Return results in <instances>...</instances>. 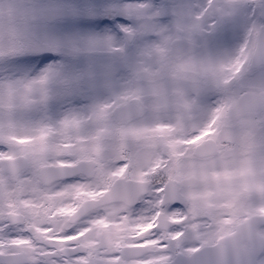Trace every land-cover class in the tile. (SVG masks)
I'll use <instances>...</instances> for the list:
<instances>
[{
  "label": "snow or ice",
  "instance_id": "6c2138e0",
  "mask_svg": "<svg viewBox=\"0 0 264 264\" xmlns=\"http://www.w3.org/2000/svg\"><path fill=\"white\" fill-rule=\"evenodd\" d=\"M109 10L132 20L120 38L0 14V59L41 41L88 59L0 80V264H264V0Z\"/></svg>",
  "mask_w": 264,
  "mask_h": 264
},
{
  "label": "rangeland",
  "instance_id": "374dc122",
  "mask_svg": "<svg viewBox=\"0 0 264 264\" xmlns=\"http://www.w3.org/2000/svg\"><path fill=\"white\" fill-rule=\"evenodd\" d=\"M76 0H0V14H6L9 4H16L21 11H36L43 13L48 16H58L59 19H56L54 22L48 24H42L37 27V31L44 33H51L56 36H75L80 34H101V35H112L114 37H122L120 32L117 31L116 27L119 26H128L132 24V20L129 17L124 15L117 14L116 12L110 11L112 7L121 2H135V0H101L102 3H91L90 0L87 3L88 8L81 9L85 3H74ZM186 2L198 3L199 0H169V3L180 5ZM97 4V5H95ZM95 5V6H93ZM78 6V7H75ZM100 6V7H97ZM80 20L87 19L92 20L94 18L105 20V22L92 23L91 26H86L87 24L77 22V19ZM96 25V26H95ZM116 26V27H115ZM241 35L239 29L234 28L233 26H228L223 32H221L217 37L212 41L214 46L228 47L234 46L239 42V36ZM135 54V48L132 47L129 49V55ZM17 57H9L7 60L0 59V70L9 68L12 66L21 67L22 74L27 67H29V57H31L33 69L36 70V73H39L41 70L48 68L49 66H58L65 65L70 69L79 67L84 63L88 62L87 58L81 57L79 59H74L72 57L64 55L62 52L58 51L54 44L49 42L41 41L39 46L35 47L33 50L16 55ZM25 56L26 59L23 58ZM40 57V58H39ZM22 58V60H21ZM12 62H16L12 64ZM91 61L97 64H101L105 67H110L114 63L120 62V57L118 56H108L103 53H98L95 56L91 57ZM23 62V64H22ZM35 73V74H36ZM34 74V73H33ZM32 75V74H31ZM261 74L253 72L251 74L252 78L259 79ZM4 80V78H0ZM85 94V93H84ZM83 94V95H84ZM74 100H62L54 102L55 104L53 114H59L64 112L69 107H76L78 102L73 103ZM76 101L81 102L82 104H87L89 100L83 101L82 96H80ZM60 106V107H59ZM62 106V107H61ZM18 144L28 145L32 142L29 139L17 140Z\"/></svg>",
  "mask_w": 264,
  "mask_h": 264
},
{
  "label": "trees",
  "instance_id": "16d2710c",
  "mask_svg": "<svg viewBox=\"0 0 264 264\" xmlns=\"http://www.w3.org/2000/svg\"><path fill=\"white\" fill-rule=\"evenodd\" d=\"M13 57H17V59L19 58L18 56H13ZM24 59H25V57H24ZM21 60H22V58H21ZM11 61V63L12 64H15L16 62H12L13 60H10ZM28 70V69H27ZM27 70L23 73V75L24 76H28L27 75ZM22 71H19V72H16L15 73V75H12L13 74V72L12 71H6V70H4V71H2V72H0V78H4V77H18V76H20L22 73H21ZM6 73V74H5ZM5 79V78H4ZM80 96H82V100L85 102V101H87L88 100V94H87V92H85V94L83 95H79V96H76V97H73L72 98V100H74V103H76V102H78V101H76ZM81 106H83V105H81L79 102H78V104L76 105V107H81ZM52 105H51V109H50V111H52Z\"/></svg>",
  "mask_w": 264,
  "mask_h": 264
},
{
  "label": "flooded vegetation",
  "instance_id": "af4514ba",
  "mask_svg": "<svg viewBox=\"0 0 264 264\" xmlns=\"http://www.w3.org/2000/svg\"><path fill=\"white\" fill-rule=\"evenodd\" d=\"M87 3L89 0H76L74 3ZM101 0H98V3H102V2H100ZM109 0H105L104 2H108ZM90 2L91 3H97V0H90ZM90 3H87L85 6H82V8L81 9H85V8H88L87 7V5H89ZM95 5H97V4H95ZM95 5H93V6H95ZM75 7H78V6H75ZM97 7H100V6H97ZM101 8V7H100ZM79 20H80V18H78ZM77 19V20H78ZM82 23H84V24H94V23H98L99 22V24L101 23V22H105V20H100V19H96V18H94V19H92V20H87V19H83V20H80ZM80 21H77L79 24L81 23ZM120 27L121 26H119V27H117V30L119 31V29H120ZM54 107H55V104L54 105H52V111H51V113L53 112V110H54ZM65 214H70V210H66L65 211Z\"/></svg>",
  "mask_w": 264,
  "mask_h": 264
},
{
  "label": "water",
  "instance_id": "95a60500",
  "mask_svg": "<svg viewBox=\"0 0 264 264\" xmlns=\"http://www.w3.org/2000/svg\"><path fill=\"white\" fill-rule=\"evenodd\" d=\"M122 33V32H121ZM122 35H123V33H122Z\"/></svg>",
  "mask_w": 264,
  "mask_h": 264
}]
</instances>
